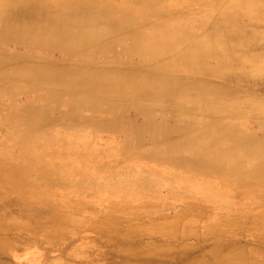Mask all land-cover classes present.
Returning a JSON list of instances; mask_svg holds the SVG:
<instances>
[{
  "label": "rangeland",
  "instance_id": "obj_1",
  "mask_svg": "<svg viewBox=\"0 0 264 264\" xmlns=\"http://www.w3.org/2000/svg\"><path fill=\"white\" fill-rule=\"evenodd\" d=\"M35 1L49 14L36 15L29 29L31 21L20 15ZM155 1L165 7L160 20L183 27L173 29L169 42L190 38L178 48L180 56L213 41L254 37L250 47L201 56L200 74H228L214 57L230 56L236 70V62L264 52V22L250 12L264 0H246L250 8L228 25L218 16L231 14L240 0ZM111 2L107 29L99 28L94 38L148 22L120 19L117 13L139 5L134 0H0V264H264V164L214 168L210 161L223 159L213 149L199 153L198 144L186 141L195 133L183 132L194 120L199 128L193 131L223 143L238 135L264 145V80L245 86L241 78H192L206 85L203 101L194 84L165 100L129 101L108 96L102 75L75 82L78 70L103 72L118 64L110 73L141 75L152 66L127 35L126 49L86 63L62 60L45 47L61 20L66 24L59 35L66 36L80 30L79 18L94 21L85 6ZM12 5L19 20L1 18ZM22 40L28 45L17 46ZM235 70L231 76L244 75ZM168 75L153 71L149 82L161 87L157 77ZM164 81L170 84L168 77ZM145 105L152 106L153 125L144 129Z\"/></svg>",
  "mask_w": 264,
  "mask_h": 264
},
{
  "label": "bare ground",
  "instance_id": "obj_2",
  "mask_svg": "<svg viewBox=\"0 0 264 264\" xmlns=\"http://www.w3.org/2000/svg\"><path fill=\"white\" fill-rule=\"evenodd\" d=\"M134 1H140L139 5H137L136 8L133 7L134 5H129L127 9L123 10V13H117V14L120 16V19L123 20V22H125L126 20L129 22H134L138 18V16L148 19L147 20L148 22L145 21L147 23L144 26L142 27L135 26V27H131L130 29L121 30L120 33L112 32L111 35H106L105 37H101V38H94L99 28L100 29L102 27L105 28L108 25V22H106L107 10L105 9L108 6L112 7L113 3L112 2L99 3V5L92 3L85 6L83 9V13L85 15H90V17L94 19L92 23L84 24L83 19L79 18L81 21H76V24L80 25V30L76 32H72L66 36H63L59 34L61 27L66 24V20L65 19L61 20L58 26L55 28L56 29L55 34L51 36L50 42L46 44L45 47L50 52H56L58 55H60L62 60H70L74 64L86 63V61L88 60L99 61L102 59V57L105 58V55L114 48L116 49L123 48L124 47L123 43H125L123 41L124 36L127 35L128 41H130L131 45L134 46V49L142 53V54L140 53L138 54L141 55L142 58L148 60L152 66L149 67L147 71H143L142 73H140L141 75H133L132 71H124L118 73L117 70H116L117 72L116 74L110 73L111 70L112 72H114L113 70H115L118 67V64H115V66L111 68L106 67V69L108 70L103 72L97 71L95 73H87L78 70L77 71L78 75L74 76L75 78H73L74 80H76L75 82L83 84L87 82L89 78H93L96 75H102V77H104V80L109 82L107 84L109 89L108 96L117 99H126L129 101H134L138 99H151V98H156V96L158 98H161L162 100H165L169 98L171 93L176 94L174 92H184L185 90H187V86H188L187 84H194V85H198L197 88L195 87V91L198 92L197 100L203 101L204 99H206V97L209 96L206 93V89H205L206 85L192 82V81H196L193 80L192 78L210 77V78L220 79L227 83L231 81H235L237 78H241L244 82L240 81L239 84L245 86L255 85L258 79L259 82L264 80V52L258 54H251L244 60L236 62V66L237 64H239L240 66V67H236V70L234 69V65L232 62L233 59L230 56L223 55V56L214 57L224 61V65L222 63L221 67L224 68L223 69L224 71H228V74L222 73V74L209 75L205 73L200 74L195 71V69L198 67V64L200 63L201 56L210 57L215 51L236 50L242 47H248V46L250 47L255 44L253 42L254 37H250L249 40L248 38H245L244 35H242L241 37L242 40L240 39L234 42L225 41V40L213 41L204 47H195V48L192 47V49L188 54L186 52L183 56H180L178 53L179 51L178 48L190 42L189 36L177 37L176 39H173L171 42H169V39H167V37L172 33H174L175 31H177L178 28H183V27H175L174 25H170L169 22L159 19L160 14L158 13H161L165 7L163 5L157 6L158 4L157 1L155 0L153 1L134 0ZM242 1L245 2L246 5H244ZM242 1L240 0L239 3L237 2L235 5L231 6L230 8L231 14L224 17L223 15H219L218 18H220L225 25H228L230 22L238 21L237 19L240 18L245 13L246 8H250L251 2L246 0H242ZM35 2H37L38 4H35L32 7H29L32 5V3H27L26 5L28 6L25 5L26 7H24L25 14L20 15L21 17L24 16L22 17L23 19L32 22V23L31 22L28 23L30 24L28 25L29 29H32L35 26V23H33V21L36 18V15L49 14L48 13L49 9L47 6L42 7L41 2L39 1H35ZM213 8L215 9L212 12L211 18L216 19L218 11L216 6H214ZM5 10L3 12L4 15H2L1 18L7 20V18L11 17V19L13 18V20L15 19L19 20L18 18L20 17H17L19 16V14L17 13L19 11L18 7L12 5L5 8ZM250 12L252 16L255 15L254 21L264 22V6L262 8H256L255 11L254 9H251ZM132 25L135 24L133 23ZM173 29L176 30L173 31ZM156 31L158 32V34H156ZM2 38L3 37H0L1 40ZM153 38H156L158 42H155L156 40L153 41ZM262 42H264V38L262 39ZM20 45L26 46L28 45V43L26 40L18 41L17 46ZM175 63L181 64V66L176 67L174 66ZM233 70L238 72L242 70L244 75L242 77L231 76L230 71ZM153 71L157 73L159 72L163 74H170L166 77L164 76L157 77V83L161 84V87L152 86V84L149 82V79L151 78L150 74L153 73ZM50 76L51 75L49 74L47 77L50 78ZM167 77L168 80L170 81L169 85L164 84L165 82L164 78L166 79ZM187 77L191 78L190 81L189 79H187ZM128 78L130 79L141 78V79L130 80ZM48 81H49L48 79H44L41 82L46 85H51L49 84ZM53 83L55 86L59 87L63 91L70 90V86L65 83H57V82H53ZM80 84H78L77 87L80 90H82L83 88L81 87ZM146 86H148L147 89H145ZM165 88H169V89L164 90ZM90 94L93 95L92 93ZM176 100L178 101L177 98ZM140 109L145 110L146 112L145 114L146 121L144 122L142 127L145 129L147 127L152 126L153 115L150 113V111L152 110V106L145 105ZM117 112L118 110L116 111V113ZM196 128H199L198 123L192 120V123L190 124L189 128L183 130L185 136H188L186 135L187 132L195 133L189 135V137H186V141L189 146H195L194 145L195 143L198 144L200 146L199 153L201 154H205L207 153V151L213 149V151L216 152L214 153L215 156H217L219 159H223L222 162H218L215 160L210 161L214 168H218L219 164H225V163H226L225 167H231L233 164L240 162L241 164L245 163L249 165L254 163H259L260 165L263 166L264 145L262 144L255 145L238 135H234L235 137L232 136V138L227 143H223L217 140L214 136L209 135L207 133H203L204 135L196 133L195 131H193L196 130ZM149 131H152V128L147 130L146 133H148ZM231 149L233 150L230 151ZM237 149H239L241 153L236 154ZM223 152H228V153H226L225 155L224 154L220 155ZM220 168L222 167L220 166Z\"/></svg>",
  "mask_w": 264,
  "mask_h": 264
}]
</instances>
